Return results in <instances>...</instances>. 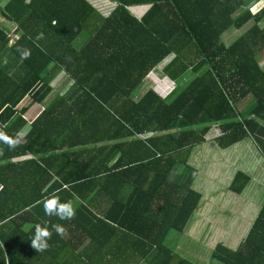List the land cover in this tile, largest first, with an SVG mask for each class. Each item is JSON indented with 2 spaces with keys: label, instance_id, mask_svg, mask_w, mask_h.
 Listing matches in <instances>:
<instances>
[{
  "label": "trees",
  "instance_id": "16d2710c",
  "mask_svg": "<svg viewBox=\"0 0 264 264\" xmlns=\"http://www.w3.org/2000/svg\"><path fill=\"white\" fill-rule=\"evenodd\" d=\"M110 1L116 6L104 17L89 0H0V15L20 34L10 44L0 26V137L16 144L9 150L0 140V231L9 230L0 232V264H74V256L59 257L63 249L78 252L79 264H196L165 244L171 231L187 228L202 198L193 188L197 170L180 155L205 142L215 124L219 147L253 137L264 155V69L257 59L264 6L251 11L259 0ZM142 4L150 7L139 19L130 7ZM252 20L233 43L222 41L230 27ZM18 47L30 51L27 59ZM171 55L165 73L177 81L190 70L192 79L167 97L152 88L139 94ZM61 72L72 84L45 104ZM28 95L39 110L32 118L17 109ZM247 97L255 105L242 115ZM249 180L240 171L230 189L240 193ZM126 186L131 191L121 195ZM53 197L81 204L60 220L43 211ZM45 223L65 234L52 232L49 247L37 252L31 238ZM213 257L264 264V204L241 246L218 244Z\"/></svg>",
  "mask_w": 264,
  "mask_h": 264
},
{
  "label": "rangeland",
  "instance_id": "374dc122",
  "mask_svg": "<svg viewBox=\"0 0 264 264\" xmlns=\"http://www.w3.org/2000/svg\"><path fill=\"white\" fill-rule=\"evenodd\" d=\"M93 1V0H91ZM103 4L107 7L110 5L108 0H103ZM6 0H1V4H4ZM248 2V0H247ZM113 5V4H112ZM264 6V0H259L257 3L251 5V11L253 13L258 12ZM111 7V6H110ZM114 7V6H113ZM263 24V22H262ZM253 25V20L243 25L241 28L234 26L226 30L222 35V41L230 45L237 38H239L245 31ZM0 26L5 27L11 35L10 44H12L18 37L19 33L15 32L16 25L9 22L0 15ZM86 39L85 35H81L75 41L76 46H80ZM173 55L165 59L162 65H166L172 59ZM257 59L264 69V49L258 53ZM160 73V72H158ZM190 70L183 74V76L175 81L171 82V85H160L158 91L167 97L172 91H175L177 84L187 78L189 82L192 77L190 76ZM64 72H61L53 82V91L48 97L52 98L57 93H65L68 89V81L70 78ZM146 82L149 86L156 89V86L152 85L149 75L146 76ZM33 95V94H32ZM33 96L28 95L17 109L22 112L26 118L33 117ZM48 100V101H49ZM255 100L252 97L243 99L239 104V109L242 115H247L248 112L254 107ZM29 111V112H28ZM31 120V119H30ZM26 128L22 134L18 136L22 139ZM221 132L219 125L215 124L211 127L210 131L206 135V141L199 143L191 147L188 151L183 152L180 156L189 157V163L187 165L197 170L193 188L198 190L202 196L201 209L196 210L195 214L191 218L190 222L198 220H209L206 223H212L211 227L204 229L205 233L199 234L197 237L190 236V225L188 223L187 228L183 232L171 231L165 241L167 247H169L178 258H186L196 264H224L221 261L213 257L214 252L217 249L218 244L227 246L232 250H237L241 245H238L240 237L244 234L245 227H248L255 216L258 215L260 204L264 199V187L257 188L256 191H246L243 195L239 196L237 193L229 190L228 185L231 183L233 169L239 167L241 170L249 171L252 174V182L260 181L264 177H260L257 173L263 170V167L257 165L258 159L254 158V152L261 155L262 147L254 142L252 139L240 141L234 144L231 148L222 150L215 143V137L211 136ZM215 133V134H213ZM238 147L241 149L239 150ZM234 152L236 154H234ZM259 156V155H258ZM23 157V158H29ZM227 157V158H226ZM233 158V159H229ZM264 161V159H262ZM236 166V167H235ZM238 199V201H237ZM207 200L212 206L208 207V211H204ZM205 204V205H204ZM224 223V224H223Z\"/></svg>",
  "mask_w": 264,
  "mask_h": 264
},
{
  "label": "crops",
  "instance_id": "0c3cea01",
  "mask_svg": "<svg viewBox=\"0 0 264 264\" xmlns=\"http://www.w3.org/2000/svg\"><path fill=\"white\" fill-rule=\"evenodd\" d=\"M90 1V3L96 8V10L102 15V16H104V17H107V16H109L110 14H111V12H112V10L115 8V6H116V3H114V2H112V1H110V0H108V2L110 3V5H107V7L103 4V0H93V1H91V0H89ZM113 4V5H112ZM111 6V7H110ZM114 6V7H113ZM149 7H150V4H142V5H137V6H131L130 7V10H131V12L137 17V18H139V19H141L142 17H143V15L147 12V10L149 9ZM84 35V34H83ZM82 45V44H81ZM163 63H161V64H159L158 66H156L155 68H153L150 72H149V78H151V81H152V85L153 86H156L157 88L156 89H154V88H152L151 86H149L148 84H147V82H146V78L144 79V86L143 87H141L140 89H139V91H138V93L139 94H142V93H144L148 88H152L153 90H155L158 94H160L162 97H163V95L158 91V88L160 87L162 90L163 89H165V88H162V84L163 85H167L166 83V78H168L169 79V81H171V82H175V80H172L166 73H165V71H164V65H162ZM158 72H160V73H158ZM147 75V76H148ZM69 78V77H68ZM188 78V77H187ZM186 79V78H185ZM160 83H161V85H160ZM68 86H70L71 84H72V80H71V78L69 79V81H68ZM69 88V87H68ZM54 89V88H53ZM52 93V92H51ZM51 95V94H50ZM49 95V96H50ZM48 96V97H49ZM47 97V99L44 101V103L46 104L47 102H48V100H49V98ZM51 98V97H50ZM39 110H38V108L36 107L35 108V106H33V117H34V115L38 112ZM213 134H215V133H213ZM221 134V132H219V133H217V134H215V135H212L211 136V138L213 139L214 137H217L218 135H220ZM150 135H152L151 133H149V134H147V136H150ZM144 137V136H143ZM263 138H264V136H263ZM249 139H252L254 142H256V140L253 138V137H249ZM247 140V139H246ZM215 141V140H214ZM216 143V142H215ZM218 146V145H217ZM219 147V146H218ZM232 146H230V147H228V148H221V147H219V148H221L222 150H225V149H229V148H231ZM238 149L240 150L241 148L240 147H238ZM261 151V150H260ZM258 153V152H257ZM256 153V151L254 152V158L255 159H258L259 161H258V163H257V165H259L260 167H263V170H261V171H259L257 174L260 176V177H264V161H262V159H264V155H263V153H262V151H261V155L260 154H257ZM234 154H236L235 152H234ZM259 155V156H258ZM29 158H31V157H29ZM227 158V157H226ZM229 159H233V158H229ZM114 161H116V158L114 159ZM113 161V162H114ZM112 162V163H113ZM236 167V166H235ZM244 172L245 174H247L249 177H250V180H249V182L246 184V186H245V188L243 189V191H241L240 193H237V192H234V193H237V195H239V196H241V195H243L246 191H256V189L257 188H263L264 187V179H262V180H258V181H254L255 183H253L252 182V174L249 172V171H244V170H241L239 167H237V168H234L233 169V175H232V180H233V178H234V176L238 173V172ZM54 177H55V179H57L58 177L56 176V175H54ZM130 178H134V176L133 175H130ZM232 180H231V183H232ZM230 183V184H231ZM230 184L228 185V187H229V190L230 191H232L231 189H230ZM123 192H122V194L121 195H124V196H128V193L131 191V187L130 186H126L123 190H122ZM202 201H203V196H202V198H201V202H200V208L199 209H201V206H202ZM237 201H238V199H237ZM210 202H212L211 200H207V204H206V206H205V208H204V211H208V207L209 206H212V204L210 203ZM80 204H81V200L79 199V198H76L72 203H71V205H72V207H73V209H74V211H76V209L80 206ZM263 204H264V199L262 200V203L260 204V208H259V210H258V213H259V211L261 210V208H262V206H263ZM205 205V204H204ZM98 208H100L101 210H103V209H106V205L105 204H102V205H98ZM199 209H197V210H199ZM100 210V211H101ZM258 216V215H257ZM254 219H256V216H255V218ZM206 221L207 222H209V220H198V221H195V222H193L192 223V221L191 222H189V225H190V236L191 237H193V236H195V237H197L199 234H202V233H205L204 232V229L205 228H207L208 226L209 227H211L212 225V223H206ZM254 221L255 220H253V222L248 226V227H245V230H244V234L240 237V240H239V242H238V245H241L242 243H243V241H244V239L247 237V235H248V233L250 232V229H251V227L253 226V223H254ZM224 224V223H223ZM8 232L9 230H1L0 232H2V233H5V232ZM74 239H75V241H76V245H79V238L78 237H73ZM0 245H1V247H2V249H3V252H5L6 251V248H5V246H4V244H3V242L0 240ZM78 251V250H77ZM77 254H78V252H76V251H74V252H69V250H67V249H63L62 250V253L61 254H59V257L61 258V259H70L69 257H71V256H74L75 257V259H74V264H79V262H80V258L77 256ZM68 255V256H67ZM40 257V256H39ZM44 259H50V255H48V254H46L45 256H44ZM36 264H38V263H36ZM39 264H41V263H39Z\"/></svg>",
  "mask_w": 264,
  "mask_h": 264
},
{
  "label": "clouds",
  "instance_id": "9594fccd",
  "mask_svg": "<svg viewBox=\"0 0 264 264\" xmlns=\"http://www.w3.org/2000/svg\"><path fill=\"white\" fill-rule=\"evenodd\" d=\"M55 23V21H53ZM17 52L20 54L21 60L27 59L30 55V51L27 49L17 48ZM5 144L8 145L9 150L13 149L16 144L15 141L9 139L7 136L0 137ZM43 211L46 216H55L60 220L71 219L74 216V209L69 202H59L57 198L46 199L43 203ZM55 232L57 235L63 237L65 230L58 224H53L51 230H49L47 223L45 226L37 224L34 229V233L31 238V246L37 251H44L49 247L48 240L51 233Z\"/></svg>",
  "mask_w": 264,
  "mask_h": 264
}]
</instances>
